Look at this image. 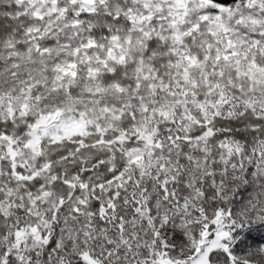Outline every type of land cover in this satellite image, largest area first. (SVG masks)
Wrapping results in <instances>:
<instances>
[{"label": "snow or ice", "instance_id": "1", "mask_svg": "<svg viewBox=\"0 0 264 264\" xmlns=\"http://www.w3.org/2000/svg\"><path fill=\"white\" fill-rule=\"evenodd\" d=\"M0 264H264V0H0Z\"/></svg>", "mask_w": 264, "mask_h": 264}]
</instances>
